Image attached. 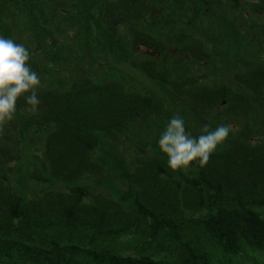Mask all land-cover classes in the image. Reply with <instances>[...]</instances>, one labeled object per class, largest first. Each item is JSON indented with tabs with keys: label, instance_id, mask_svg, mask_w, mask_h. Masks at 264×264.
I'll use <instances>...</instances> for the list:
<instances>
[{
	"label": "trees",
	"instance_id": "obj_1",
	"mask_svg": "<svg viewBox=\"0 0 264 264\" xmlns=\"http://www.w3.org/2000/svg\"><path fill=\"white\" fill-rule=\"evenodd\" d=\"M0 37L41 80L0 124V264H264V0H0ZM176 110L232 126L203 167L158 148Z\"/></svg>",
	"mask_w": 264,
	"mask_h": 264
},
{
	"label": "clouds",
	"instance_id": "obj_2",
	"mask_svg": "<svg viewBox=\"0 0 264 264\" xmlns=\"http://www.w3.org/2000/svg\"><path fill=\"white\" fill-rule=\"evenodd\" d=\"M29 59V51L22 43L0 37V124L14 118L21 98L28 106L27 112L39 110L41 101L36 89L41 80L28 65ZM232 131L231 125H220L192 136L186 130L184 119L173 116L160 134L158 148L167 156V166L172 170L187 168L193 162L203 167Z\"/></svg>",
	"mask_w": 264,
	"mask_h": 264
},
{
	"label": "rangeland",
	"instance_id": "obj_3",
	"mask_svg": "<svg viewBox=\"0 0 264 264\" xmlns=\"http://www.w3.org/2000/svg\"><path fill=\"white\" fill-rule=\"evenodd\" d=\"M144 51L146 50L142 49L141 53H143ZM235 52L236 49L234 48L232 50L233 61H235V56H234ZM179 63H184V62L180 59L177 62L176 61L172 62L171 64L179 65ZM110 65H111V69L120 70L121 73L125 75L126 78H128L133 83V85L140 86L146 90H149L151 91V93L163 99H167L170 103L174 102V95L171 94V90L169 89V87L166 84L148 78L143 72H141L138 69L137 63H135L134 60H128V62H120L117 59L115 60L112 59L110 61ZM232 71L233 68H231L229 72ZM172 106L176 107L178 105L174 102ZM177 112L178 110L174 111L172 115L177 116ZM202 118H204L206 122L209 121L208 116H202Z\"/></svg>",
	"mask_w": 264,
	"mask_h": 264
}]
</instances>
